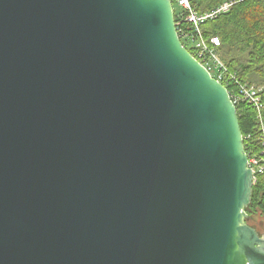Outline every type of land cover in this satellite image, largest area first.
Listing matches in <instances>:
<instances>
[{
    "label": "water",
    "instance_id": "1",
    "mask_svg": "<svg viewBox=\"0 0 264 264\" xmlns=\"http://www.w3.org/2000/svg\"><path fill=\"white\" fill-rule=\"evenodd\" d=\"M248 161L173 0H0V264H264Z\"/></svg>",
    "mask_w": 264,
    "mask_h": 264
},
{
    "label": "trees",
    "instance_id": "2",
    "mask_svg": "<svg viewBox=\"0 0 264 264\" xmlns=\"http://www.w3.org/2000/svg\"><path fill=\"white\" fill-rule=\"evenodd\" d=\"M222 1L225 0H193V4L199 12H204ZM235 1L230 11L207 21L202 25V29L206 36L220 37L221 58L232 70L239 73L242 81L261 86L264 98V0ZM173 3L177 4V0H173ZM178 13L179 6L175 9L176 20L179 19ZM228 88L231 90V86L228 85ZM238 115L243 134L247 135L250 132L255 134L257 131L255 109L240 104ZM247 149L250 154L249 147ZM246 210L250 216L249 224L256 211L260 210L264 215V174L257 175L252 199Z\"/></svg>",
    "mask_w": 264,
    "mask_h": 264
},
{
    "label": "built area",
    "instance_id": "3",
    "mask_svg": "<svg viewBox=\"0 0 264 264\" xmlns=\"http://www.w3.org/2000/svg\"><path fill=\"white\" fill-rule=\"evenodd\" d=\"M235 3V0H225L210 10L199 12L194 6L193 0H177L179 19L176 20V25L183 43L193 50L191 52L215 78L227 87L231 86V90L228 89L237 107L240 104H246L255 109L257 131L255 134L250 132L244 135L246 149L249 147L251 152L248 153V165L254 171L255 182L257 175L264 174V98L262 87L242 81L239 73L232 70L221 58L220 37L217 35L206 36L202 29L204 23L230 11ZM255 143H257L256 146Z\"/></svg>",
    "mask_w": 264,
    "mask_h": 264
},
{
    "label": "rangeland",
    "instance_id": "4",
    "mask_svg": "<svg viewBox=\"0 0 264 264\" xmlns=\"http://www.w3.org/2000/svg\"><path fill=\"white\" fill-rule=\"evenodd\" d=\"M178 5L174 3V8L177 9ZM190 47V46H189ZM191 48V47H190ZM251 224L260 232H264V215L260 210L252 215Z\"/></svg>",
    "mask_w": 264,
    "mask_h": 264
}]
</instances>
